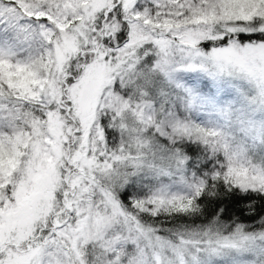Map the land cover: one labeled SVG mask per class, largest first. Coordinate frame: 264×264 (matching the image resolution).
<instances>
[{
    "label": "snow or ice",
    "instance_id": "obj_1",
    "mask_svg": "<svg viewBox=\"0 0 264 264\" xmlns=\"http://www.w3.org/2000/svg\"><path fill=\"white\" fill-rule=\"evenodd\" d=\"M0 264H264V0H0Z\"/></svg>",
    "mask_w": 264,
    "mask_h": 264
}]
</instances>
